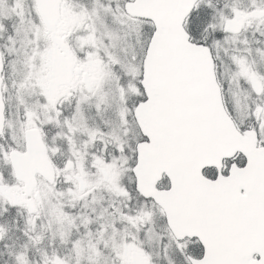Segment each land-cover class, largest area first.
Segmentation results:
<instances>
[{"label": "snow or ice", "instance_id": "1", "mask_svg": "<svg viewBox=\"0 0 264 264\" xmlns=\"http://www.w3.org/2000/svg\"><path fill=\"white\" fill-rule=\"evenodd\" d=\"M0 264H264V0H0Z\"/></svg>", "mask_w": 264, "mask_h": 264}]
</instances>
